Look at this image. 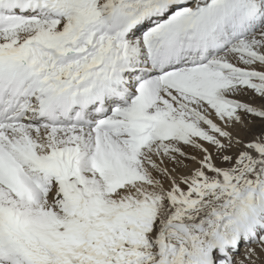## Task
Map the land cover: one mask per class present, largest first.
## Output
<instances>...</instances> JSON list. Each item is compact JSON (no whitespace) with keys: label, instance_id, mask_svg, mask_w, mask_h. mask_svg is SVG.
Returning <instances> with one entry per match:
<instances>
[{"label":"snow or ice","instance_id":"6c2138e0","mask_svg":"<svg viewBox=\"0 0 264 264\" xmlns=\"http://www.w3.org/2000/svg\"><path fill=\"white\" fill-rule=\"evenodd\" d=\"M246 88L264 0H0V264H256Z\"/></svg>","mask_w":264,"mask_h":264},{"label":"bare ground","instance_id":"6f19581e","mask_svg":"<svg viewBox=\"0 0 264 264\" xmlns=\"http://www.w3.org/2000/svg\"><path fill=\"white\" fill-rule=\"evenodd\" d=\"M235 98L243 102L253 104L258 108L264 107V97H260L252 89H244L243 91L237 93L235 95ZM230 130L233 132L234 135L242 138L244 141L257 139L261 135H264V118H260L254 115H247L244 119L243 124H236L235 126H231ZM185 151L188 152L189 158L184 161L185 166L176 169V172L174 174L177 175V178H179V175L182 174H190L192 169L199 167V160L202 156V153L187 146H185ZM235 151V148L230 149L229 154H233L235 153ZM191 157H195V159H191ZM217 163L222 164V161H220L218 157ZM169 166L171 167V165ZM164 186L165 188H169L170 183L166 180L164 182ZM251 247L255 248L256 251L260 253V258H262V260L264 261V252L260 251L259 246L254 243L251 245ZM245 251L246 249L242 246L240 249V255L237 257L238 260L243 258V254ZM257 262H259L258 259L256 260V263Z\"/></svg>","mask_w":264,"mask_h":264},{"label":"rangeland","instance_id":"374dc122","mask_svg":"<svg viewBox=\"0 0 264 264\" xmlns=\"http://www.w3.org/2000/svg\"><path fill=\"white\" fill-rule=\"evenodd\" d=\"M241 66H243V65H241ZM255 66H256V65H255ZM255 66H254V67H255ZM256 67L258 68V67H260V66L258 65V66H256ZM248 93H250V92H248ZM258 261H259V262H257L256 264H263V263H264V261L262 260V258L258 259ZM262 261H263V262H262Z\"/></svg>","mask_w":264,"mask_h":264}]
</instances>
